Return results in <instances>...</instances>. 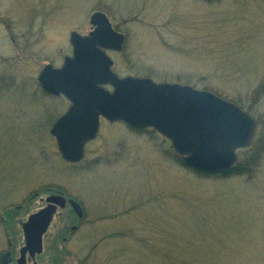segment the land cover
<instances>
[{
  "label": "rangeland",
  "instance_id": "374dc122",
  "mask_svg": "<svg viewBox=\"0 0 264 264\" xmlns=\"http://www.w3.org/2000/svg\"><path fill=\"white\" fill-rule=\"evenodd\" d=\"M96 11L125 36L107 51L119 77L207 90L255 119L236 169L193 170L154 129L104 119L80 162L61 157L50 128L70 103L37 77ZM56 191L84 215L56 213L37 264H264V0H0V264Z\"/></svg>",
  "mask_w": 264,
  "mask_h": 264
},
{
  "label": "water",
  "instance_id": "95a60500",
  "mask_svg": "<svg viewBox=\"0 0 264 264\" xmlns=\"http://www.w3.org/2000/svg\"><path fill=\"white\" fill-rule=\"evenodd\" d=\"M89 22L94 28L87 35L70 32L72 54L64 57L62 66L47 64L37 77L45 93L62 95L70 103L50 128L61 157L80 162L85 145L96 137L104 119L156 130L194 170L214 174L231 171L237 150L249 146L254 137L255 119L207 90L119 77L112 71L113 61L106 51L122 50L124 35L111 27L101 11L94 12ZM44 201L45 205L21 224L24 243L16 264H37L35 257L42 253L43 237L58 208L68 204L78 218L83 215L78 202L60 193L50 194ZM9 254H2L3 264H7Z\"/></svg>",
  "mask_w": 264,
  "mask_h": 264
},
{
  "label": "flooded vegetation",
  "instance_id": "af4514ba",
  "mask_svg": "<svg viewBox=\"0 0 264 264\" xmlns=\"http://www.w3.org/2000/svg\"><path fill=\"white\" fill-rule=\"evenodd\" d=\"M110 22V21H109ZM90 23V22H89ZM111 24V23H110ZM91 25V24H90ZM92 26V25H91ZM111 27L115 30V31H117L112 25H111ZM92 29H93V26H92ZM92 31V30H91ZM91 31H89V32H91ZM88 32V33H89ZM117 32H119V31H117ZM87 33V34H88ZM119 33H121V32H119ZM86 34V35H87ZM122 34V33H121ZM124 40H125V36H124ZM109 88V87H108ZM56 193H60L62 196H63V194L61 193V192H59V191H56L55 193L54 192H50V194H56ZM50 194H48V195H50ZM48 195H46V197L48 196ZM46 197H40L39 198V202L40 203H44L45 204V201H44V199L46 198ZM64 197V196H63ZM65 199H69V198H66V197H64ZM68 206V204H66V206L64 207V208H58L57 210H56V213H58V214H61V211L62 210H64V209H66V207ZM82 209V208H81ZM56 213H55V215L54 216H56ZM82 213H83V210H82ZM72 214H74V215H76L73 211H72ZM84 215V214H83ZM83 215H82V217L81 218H78L79 220L80 219H82L83 218ZM77 217V216H76ZM75 229V227H72V229L71 230H74ZM5 252H9L10 254H9V258H8V262H7V264H11L12 263V258H11V251L10 250H8V251H5ZM17 259V258H16ZM16 259H15V263H16ZM2 262V261H1Z\"/></svg>",
  "mask_w": 264,
  "mask_h": 264
},
{
  "label": "trees",
  "instance_id": "16d2710c",
  "mask_svg": "<svg viewBox=\"0 0 264 264\" xmlns=\"http://www.w3.org/2000/svg\"><path fill=\"white\" fill-rule=\"evenodd\" d=\"M233 169H236V167H234ZM229 173V172H228ZM225 174V173H224Z\"/></svg>",
  "mask_w": 264,
  "mask_h": 264
}]
</instances>
